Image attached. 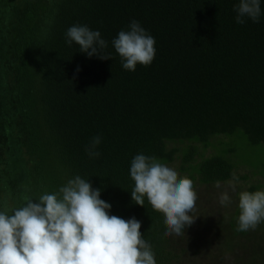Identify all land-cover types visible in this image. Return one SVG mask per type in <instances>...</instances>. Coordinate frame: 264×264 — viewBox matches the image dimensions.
<instances>
[{"label": "trees", "instance_id": "obj_1", "mask_svg": "<svg viewBox=\"0 0 264 264\" xmlns=\"http://www.w3.org/2000/svg\"><path fill=\"white\" fill-rule=\"evenodd\" d=\"M237 3L0 0V205L20 207L79 175L110 214L141 222L157 264H264V223L236 230L238 193L264 190V0L258 23H236ZM133 20L155 38L156 56L130 72L112 40ZM77 24L100 31L112 59L67 46ZM140 153L193 181L194 222L180 235L165 236L163 214L131 198Z\"/></svg>", "mask_w": 264, "mask_h": 264}, {"label": "clouds", "instance_id": "obj_2", "mask_svg": "<svg viewBox=\"0 0 264 264\" xmlns=\"http://www.w3.org/2000/svg\"><path fill=\"white\" fill-rule=\"evenodd\" d=\"M260 5L261 0H238L233 7L236 23L244 24L247 19L258 23ZM65 43L69 47L75 43L88 58L112 59L103 52L107 42L100 31L87 25L69 27ZM155 45V38L136 20L112 40L122 68L130 72L153 63ZM100 143L96 136L85 147L90 158L99 156ZM129 171L134 181L133 202L144 206L147 199L154 211L163 214L165 236L180 235L193 224L190 214L197 194L191 179L179 177L175 168L143 153L135 155ZM226 183L235 191L239 178L232 173ZM216 187H221L219 182ZM238 197L236 230H255L264 223V190L242 191ZM24 201L11 210L0 205V264H157L151 245L142 238L141 222L110 214L112 206L101 199L100 189L79 175L57 192L35 199L25 196ZM218 202L222 207L231 204L227 190L219 193Z\"/></svg>", "mask_w": 264, "mask_h": 264}]
</instances>
